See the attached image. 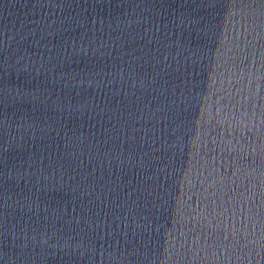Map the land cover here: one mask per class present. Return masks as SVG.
<instances>
[{"label": "water", "instance_id": "obj_1", "mask_svg": "<svg viewBox=\"0 0 264 264\" xmlns=\"http://www.w3.org/2000/svg\"><path fill=\"white\" fill-rule=\"evenodd\" d=\"M0 264H264V0H0Z\"/></svg>", "mask_w": 264, "mask_h": 264}]
</instances>
